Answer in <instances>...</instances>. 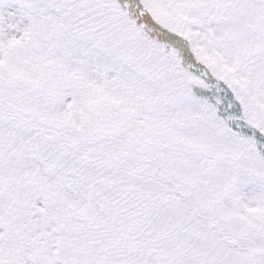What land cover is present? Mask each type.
<instances>
[{"label": "snow or ice", "instance_id": "snow-or-ice-1", "mask_svg": "<svg viewBox=\"0 0 264 264\" xmlns=\"http://www.w3.org/2000/svg\"><path fill=\"white\" fill-rule=\"evenodd\" d=\"M0 264H264V0H0Z\"/></svg>", "mask_w": 264, "mask_h": 264}]
</instances>
